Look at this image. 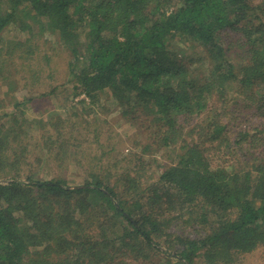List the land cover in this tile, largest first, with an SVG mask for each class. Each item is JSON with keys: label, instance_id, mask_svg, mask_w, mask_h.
I'll use <instances>...</instances> for the list:
<instances>
[{"label": "trees", "instance_id": "obj_1", "mask_svg": "<svg viewBox=\"0 0 264 264\" xmlns=\"http://www.w3.org/2000/svg\"><path fill=\"white\" fill-rule=\"evenodd\" d=\"M52 40L65 82L16 101L14 64L27 56L40 75ZM176 41L201 49L205 72ZM58 89L134 115L135 157L162 158L157 180L99 167L69 183L27 169L39 160L26 155L40 145L32 127L49 151L61 134L20 114ZM0 94L1 108L15 100L0 116V264H233L264 247V0H0ZM189 207L203 236L174 228Z\"/></svg>", "mask_w": 264, "mask_h": 264}, {"label": "rangeland", "instance_id": "obj_2", "mask_svg": "<svg viewBox=\"0 0 264 264\" xmlns=\"http://www.w3.org/2000/svg\"><path fill=\"white\" fill-rule=\"evenodd\" d=\"M52 44L58 52H56V56L52 58L50 56L48 65L42 61L39 66L40 70H42L40 75H32L33 68L35 70L37 66L29 69L31 72H26V67L30 61L27 56L26 58L22 56L23 58H20L14 64L16 66L14 70H19V72L15 74L13 71V74L21 82L18 88L12 92V98L14 97L16 101L18 99L23 101L26 97H34L42 93L47 94L53 85L65 82L67 78V73H65L67 69L65 52L55 40H52ZM174 48L177 51L180 49L184 50L185 57H188V59H191L190 57L193 58L195 55L201 57V59L198 57L199 60L194 59L193 62L191 60L190 69L194 75L205 72L207 62L201 55V49L194 47L191 43L182 41H176ZM22 72L28 73L26 77L21 76ZM31 77L37 82L36 87L39 90L34 91L37 88L29 89L30 85H33ZM3 86L4 84H2ZM59 89L48 97L38 98L33 103H28V106L23 108V115L20 114L21 117L29 121L30 125H35L32 122L35 120H49V124L53 125L55 123L53 126L61 134L57 138V144L62 145L60 149L55 146L53 151H49L46 143V148H43L44 142L38 134L40 128L36 125L32 127L30 133L34 135V138L37 137L40 145L38 144L37 147L31 145L26 155L33 154L39 160L36 159V162L27 164V169L39 171L38 174L40 176L51 173L64 177L69 183L80 182L82 177L86 175V171H99V167L100 171L110 177H118L121 174L131 172L141 181H146L147 184L157 180L160 172L157 169L163 165L162 158H158L159 155L148 156L149 158L145 156L139 160L135 157V154L137 156L141 154L140 150L136 148V144L142 138L139 136L140 134H137L134 124L138 123L139 120H133L134 115L130 116L131 121L122 118L118 114L119 112L116 111V103L107 98L106 95L102 97V100L100 99V103L92 105L90 100L85 97L74 98L73 91ZM2 96L0 94V99ZM236 96L240 99L244 98L242 96L239 97L237 94ZM12 98L3 104V108L0 107V116L14 111L13 104L15 100ZM79 100H85L86 103L78 102ZM250 123L252 122L249 118L244 121L243 126H249ZM231 125H234L233 121H231ZM52 134L56 139V132L53 131ZM31 159L33 160V158ZM51 161L52 164H55L54 168ZM172 212L166 211L165 219L170 218ZM179 212L178 221L173 222L174 228L176 227L179 234L196 237L204 235L207 226L200 219V215H193L191 207L185 209L183 213L179 209ZM233 264H264V247L257 249L251 254L237 257Z\"/></svg>", "mask_w": 264, "mask_h": 264}]
</instances>
